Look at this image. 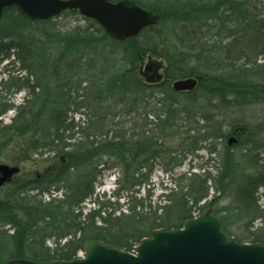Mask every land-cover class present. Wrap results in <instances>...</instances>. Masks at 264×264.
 Returning <instances> with one entry per match:
<instances>
[{
	"label": "trees",
	"instance_id": "trees-1",
	"mask_svg": "<svg viewBox=\"0 0 264 264\" xmlns=\"http://www.w3.org/2000/svg\"><path fill=\"white\" fill-rule=\"evenodd\" d=\"M125 1L159 21L122 42L85 17L84 26L66 31L57 18L33 21L16 7L0 18V65L8 62L0 81L6 95H0V157L16 165L50 164L41 177L16 176L2 187L0 264L72 260L87 240L130 252L157 228L182 227L217 197L232 200L223 207L228 234L264 244V226L254 227L258 220L264 224V121L221 117L264 102V63L246 67L253 58L264 60V21L247 15L249 0ZM214 28L215 35L234 39L206 48L203 41L212 39L208 32ZM247 38L256 52L237 48ZM149 54L167 62L160 83L141 74ZM241 59L244 64L235 65ZM186 77L199 80L195 90L171 88L172 80ZM23 91L25 99L16 104L11 97ZM10 111L15 114L4 123ZM226 121L230 131L223 130ZM240 127L236 148L248 145L247 151L219 149ZM201 150L207 163H216L215 172L212 164L172 176ZM156 165L171 175V185L154 199ZM110 171L118 176L108 196L97 192V184ZM89 200L93 207L85 211ZM233 217L242 224L239 235L230 230Z\"/></svg>",
	"mask_w": 264,
	"mask_h": 264
},
{
	"label": "water",
	"instance_id": "water-1",
	"mask_svg": "<svg viewBox=\"0 0 264 264\" xmlns=\"http://www.w3.org/2000/svg\"><path fill=\"white\" fill-rule=\"evenodd\" d=\"M15 6L33 21L53 19L65 11H78L81 16L95 20L112 39L120 42L138 36L159 21L155 13L125 0H0V18L5 10ZM161 67L162 63L150 62L141 68V74L150 83L160 82L163 79L159 73ZM198 81L196 77L177 79L172 87L176 92L193 91ZM237 142L235 135L228 139V145ZM19 173L18 165L0 161V188ZM6 264H264V244L236 240L224 229L223 219L212 208H206L181 228L153 230L133 252L87 240L84 255L72 260L13 259Z\"/></svg>",
	"mask_w": 264,
	"mask_h": 264
},
{
	"label": "rangeland",
	"instance_id": "rangeland-1",
	"mask_svg": "<svg viewBox=\"0 0 264 264\" xmlns=\"http://www.w3.org/2000/svg\"><path fill=\"white\" fill-rule=\"evenodd\" d=\"M247 15L249 17H254L258 20H263L264 21V0H249L248 1V11H247ZM56 21V25L58 26L59 29L66 31L69 30L77 25H81L84 26L86 24V21H84L81 16L78 15H70V16H60L57 19H55ZM215 28L210 30L208 32L209 39H205L203 41V44L206 46V48L213 46L214 44L216 45V48H222L224 47V45L230 43L234 37H225L226 34H224L225 32H222L221 35H215ZM224 39V41L220 43V40ZM202 44V45H203ZM251 43L249 42V38L244 40V44H243V48L242 47H237L239 49V51H245L248 49V53H253L256 52L255 51H251L252 49L249 48V45ZM245 47V48H244ZM245 49V50H244ZM251 49V50H250ZM217 56V55H216ZM253 58V57H252ZM150 62H154V63H162V68L160 69L159 73L163 75V80L165 79V69L167 67V62H165L163 59L157 58L156 56L149 54L148 56L145 57V59L142 62V67L145 68V66L150 63ZM8 62L4 61L1 65H0V81L2 78L6 77L5 74L3 73L5 71V66ZM255 63V64H254ZM264 60L261 56L257 57V59L255 60L253 58V62L250 64H247L246 67L252 68L255 65H259V64H263ZM244 64V59H241L239 61H237L235 63V65L240 66ZM16 67L14 68V71L16 72L17 75V67L18 64L15 65ZM145 77V76H144ZM175 80L171 81V88L172 84ZM160 83V82H158ZM0 95H3V97H5V93H3L0 89ZM159 96H162V94L158 93ZM156 94V96H158ZM26 96V92H19L15 95H13L11 97V99L16 103V104H20L23 102V100L25 99ZM178 99H182L183 96L179 95L177 97ZM176 99V100H178ZM244 110V111H242ZM15 112L14 111H10L6 116H4L3 121L4 123H10V119L14 116ZM76 116V120H78V118L80 117L79 115H75ZM237 116H246V121L248 122H253L255 120V122H260V121H264V102L260 103L258 105H251V106H246L244 109L238 110L237 109H232V110H228L225 111V113L221 116L222 118H235ZM227 122V121H226ZM225 123V120H224ZM232 129V126L230 123H226L223 126V130L224 131H230ZM239 142L234 143L231 147L232 151L235 152L236 154H241V153H245L247 150L246 148H248V145H245L244 148L242 149H238L236 148V146L238 145ZM208 145V144H206ZM225 145H227L226 140L225 141H220V144L218 146L219 149H223L225 147ZM261 155L260 157L262 159H264V151H260ZM198 156H193L190 157L189 159L186 160L185 164L182 167H178L176 169V171L173 173L172 176L174 177H178L190 170L193 169V171H198L200 170V167H206L209 165H214L213 167H210L211 170L213 172H215V162L207 163L208 161V157H207V151L206 150H201L198 151ZM49 154H46L45 156H43V158H46ZM36 158V157H34ZM0 161L6 164H10V165H16L12 162H9L7 160H5L4 158L0 157ZM19 167H21L20 173L17 175L18 177H26L28 175H33V176H40L43 173V171L48 168L50 166V164L46 163V164H39L37 165V163H34V161H26L23 164L18 165ZM201 171V170H200ZM118 173L116 171H110L108 172L104 178H100L99 179V183L97 184V192H99L100 194L106 193L108 196L111 195L112 191L114 190V187L116 186V179H117ZM152 193L154 195V199L159 198V195L161 193H163L164 190H162L163 186L166 185H171V175H167L165 172L162 171L161 169V165H156L155 166V171L152 175ZM1 191V190H0ZM1 193V192H0ZM214 190H211V196L209 198V201H211L212 196L214 195ZM44 199L48 200L49 196H45ZM217 201V202H216ZM215 204L213 206H210L213 210L219 211V216L220 217H224L225 214L227 212L223 211V207L225 206H230L229 204L231 203V198L230 197H223V199H219V197H217ZM123 201H121L122 203ZM259 202L260 205L264 208V187L260 189L259 191ZM84 210L87 211L90 207H93L92 202L89 200L85 203L84 205ZM203 211H199L198 213H196L195 215H199L201 214ZM235 217V216H234ZM234 217L231 219V224L229 225L230 230L235 234V235H239L242 232V224L241 223H236ZM261 226H264V224L258 220L254 227L255 229H259L261 228ZM48 244L50 246H53L52 241H48Z\"/></svg>",
	"mask_w": 264,
	"mask_h": 264
},
{
	"label": "bare ground",
	"instance_id": "bare-ground-1",
	"mask_svg": "<svg viewBox=\"0 0 264 264\" xmlns=\"http://www.w3.org/2000/svg\"><path fill=\"white\" fill-rule=\"evenodd\" d=\"M19 74V72L17 71V75ZM14 75H16V72L14 71ZM22 75H23V72H22ZM163 81V79L161 80V82ZM173 89V88H172ZM240 128H243V127H240ZM240 128H236L235 130H234V132L233 133H231L228 137H227V139H226V142H227V146H231V145H228V139L232 136V135H235L237 138H238V142H239V140H240V138L238 137L239 136V133H240ZM261 155V154H260ZM206 208H208V207H206ZM205 208V209H206ZM204 209V210H205ZM203 210V211H204Z\"/></svg>",
	"mask_w": 264,
	"mask_h": 264
}]
</instances>
